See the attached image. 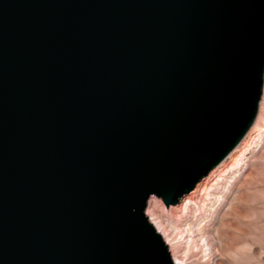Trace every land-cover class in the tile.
<instances>
[{"label":"water","instance_id":"water-1","mask_svg":"<svg viewBox=\"0 0 264 264\" xmlns=\"http://www.w3.org/2000/svg\"><path fill=\"white\" fill-rule=\"evenodd\" d=\"M263 87L264 0H0V264H174Z\"/></svg>","mask_w":264,"mask_h":264},{"label":"rangeland","instance_id":"rangeland-1","mask_svg":"<svg viewBox=\"0 0 264 264\" xmlns=\"http://www.w3.org/2000/svg\"><path fill=\"white\" fill-rule=\"evenodd\" d=\"M261 125H264V120ZM253 141L255 145L245 159L247 161L246 165L240 170H230L234 161H229L222 172H219V174L227 173V175L232 176L231 180L235 181V185L229 188L231 190V195L229 196L225 195L226 189H219L223 192L222 198L226 199V201L220 203L219 213L214 221L211 220L207 223L208 226L213 225L212 228L216 229L220 216L224 214L223 221L225 224L222 227L220 239L223 247L219 254L215 251L212 252L214 254L212 260H205V247L202 246V241H191V238L187 241L188 236L184 239V234H186L182 221L184 213L178 207L181 202L177 205L169 206L167 209L160 198L151 196L149 199V201L152 199V203L157 206L159 213L164 216L166 221L173 225L171 234L179 241L180 253H183L188 258V261L191 259L189 264H264V140L263 142ZM204 179L197 185L202 183ZM215 185L213 184V186ZM196 201L201 208L203 203L201 195L197 197ZM197 209V206L193 205L191 212L195 213ZM204 215L202 214L196 223ZM148 219L152 223L149 217ZM159 234L162 236L161 233ZM205 237L208 239L207 234ZM212 247L214 249L215 245ZM172 260L174 262L173 258Z\"/></svg>","mask_w":264,"mask_h":264},{"label":"bare ground","instance_id":"bare-ground-1","mask_svg":"<svg viewBox=\"0 0 264 264\" xmlns=\"http://www.w3.org/2000/svg\"><path fill=\"white\" fill-rule=\"evenodd\" d=\"M264 120V87L262 92L261 101L259 104L258 114L256 121L250 131L247 133L245 138L241 141V143L225 158L221 164L216 166L209 175L200 183L195 186V189L190 194H187L181 199V203L178 204V207L182 209L184 213L182 219L184 225V239L188 236L187 241L191 238V241L203 242L202 246L204 249V257L205 260L213 259V251L216 253H220L222 250V243L220 241L222 236V227L224 226L223 217L224 214L220 216V220L217 223L216 229H213V225L208 226V222L215 219L218 216L220 203L226 201L223 199V195L220 190L226 189L225 195H231V190L229 188L235 185V181L231 180L232 176L227 175V173H221L225 165L229 161H234L231 165V169L240 170L244 165H246L247 161L245 160L253 146L255 145V141L263 142L264 140V125L262 126V122ZM255 135V136H254ZM219 181V182H218ZM217 183V184H216ZM213 184L215 186H213ZM220 189V190H219ZM201 195L203 198V203L201 208L197 205V197ZM151 198V197H150ZM197 206V211L192 213V206ZM147 215L150 218L151 224L155 226V229L162 234L166 245L169 248L170 254L174 259V264H189L188 258L180 253L179 249V241L171 234V230L173 225L169 224L164 216L159 213L157 206L152 203V199L149 201V205L147 207ZM205 214L198 223L197 220ZM146 215V216H147ZM147 217V218H148ZM149 220V219H148ZM216 222V221H215ZM183 227V226H182ZM183 234V233H182ZM208 235V239L206 236ZM218 241L217 243H215ZM213 245L215 248L213 249Z\"/></svg>","mask_w":264,"mask_h":264}]
</instances>
